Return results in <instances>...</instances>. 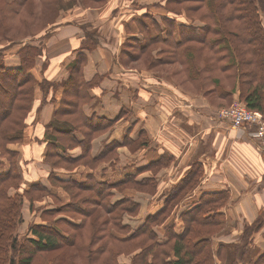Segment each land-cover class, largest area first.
Here are the masks:
<instances>
[{"label": "trees", "instance_id": "trees-1", "mask_svg": "<svg viewBox=\"0 0 264 264\" xmlns=\"http://www.w3.org/2000/svg\"><path fill=\"white\" fill-rule=\"evenodd\" d=\"M190 3L193 5H188ZM66 5L64 0H0V159L10 162L9 171L0 174V264H120L118 259L122 255L133 256L131 264H217L216 257L225 260L224 245L215 252L214 238L225 230L227 221L223 211L230 200L228 189L202 194L197 206L181 214L183 224L176 227L173 223L164 228L162 238L157 231L199 185L205 174L201 162L194 161L184 178L161 194L162 208L147 215L135 229L125 226L123 219L126 215H138L140 204L132 196H124L113 203V191L135 190L154 195L157 192L155 178L138 182L134 175H129L117 184H108L95 177L86 182L65 181L53 172L61 161L73 169L84 164L96 169L105 161L114 166L119 161L117 149L121 144L115 142L107 145L99 156L91 155L92 140L108 131L115 121L90 118L79 110L92 82L83 78L85 58L82 54L75 60L64 85L65 93L75 96L73 99L63 96L60 110L45 125V141L46 162L52 168L50 182L58 181L65 191L86 192L87 196L71 194L68 202L43 214L47 224L31 225L27 235L22 238L17 235L23 220L24 197L32 199L33 192H49L40 182L24 190L23 164L19 162L18 151L10 146L24 141L35 89L40 87L48 91L57 87L52 82L37 80L32 74L43 50L33 43L22 45L20 33L46 31L55 25L59 11ZM184 6L189 17L194 11L193 20H197V24L179 15V9ZM165 7V16H161L160 21L156 17V20L151 19V24L158 27L159 22H165L166 32L159 30L154 36L146 32L144 42L135 37L127 38L122 45V56H129L133 63L147 62L146 58H150L147 65L151 67L176 63L181 67L184 81L196 84L197 93H203L211 104L212 100L207 97L211 94L225 105L238 97L264 120V0H166ZM47 9L53 10V15L46 16ZM148 15L147 12L136 21L137 27H145L141 21ZM34 29L37 30L34 32ZM85 36L84 47L96 49L99 31L86 30ZM6 40L10 47H17L21 60L18 69L5 66ZM155 47H160L159 51L149 56ZM153 53L161 56L155 57ZM68 107L78 114H70ZM75 133L84 138L78 141ZM79 146L82 154L74 159L69 151ZM157 163L154 172L164 165V156ZM57 176L59 180H55ZM12 188L22 189V194L10 196ZM54 214L57 219L52 218L48 223L46 217ZM263 227L264 207L253 224L244 227L240 243L235 244L233 264L237 258L238 262H245L252 235ZM61 249L65 254L49 256ZM171 254L174 258H169ZM252 264H264V251Z\"/></svg>", "mask_w": 264, "mask_h": 264}, {"label": "crops", "instance_id": "crops-1", "mask_svg": "<svg viewBox=\"0 0 264 264\" xmlns=\"http://www.w3.org/2000/svg\"><path fill=\"white\" fill-rule=\"evenodd\" d=\"M156 1L143 4L147 7ZM110 4L111 0H106L100 8V15L97 14L96 26L104 34L99 32L96 49L84 47L85 32L90 30L89 26L84 31V24L92 22L93 18L81 15L84 8L80 7L78 13L59 15L55 25L36 38L39 43L35 45L43 48V55L37 59L32 74L37 80L52 82L57 87L48 91L40 87L35 89L31 111L26 119L24 141L10 147L18 151L19 162L23 164L24 190H29L33 184L40 182L48 189L49 197L34 203L24 197L21 211L23 220L18 227L19 229L21 226L23 233L19 231V236L27 235L31 225L47 224L43 220V214L57 209L54 200L63 203L69 201V195L60 187L59 182L55 181V186L49 180L52 168L46 162L45 125L60 110L63 96L74 98L75 95L71 94L69 97L65 93L64 85L68 82L75 60L82 54L85 58L83 78L86 82L92 81V84L87 88L88 97L81 100L83 103L79 110L90 118L115 121L108 131L92 140L91 155L99 156L107 145L115 142L121 144L117 149L119 161L114 166L105 161L96 169L84 164L71 172L65 170L63 173L57 169L53 172L58 173L60 179L65 181L76 179L86 182L90 177H95L97 181L108 184H117L129 175H134L138 182L155 178L157 192L154 195L135 190L113 191V203L121 201L124 196H132L140 204L138 215H126L123 219L125 226L135 229L147 215L162 208L163 201L159 199L161 194L177 185L194 161L201 162L205 174L199 185L180 202L173 216L164 226L158 227L157 231L162 238L164 228L173 223L176 227L183 224L181 214L188 208L197 206L202 194L228 189L230 200L223 211L227 223L225 230L214 238V250L216 252L220 245H224L225 260L220 261L215 255L216 262L233 264L235 244L240 243L244 227L253 224L264 207V152L257 148L251 127L232 128L221 120L213 119L211 114L208 118V113L205 112L219 107L213 106L207 98L184 94L182 98L180 89H175L174 93L155 91L154 88H158L155 84L157 79L152 76L148 79L141 72H137L139 77L136 74L141 82L130 74L123 75L122 72L126 69L117 63L116 58L125 40L138 36L136 21L147 12L145 9H137L136 0L126 1L127 8L123 12L115 10L117 4L112 9L109 8ZM116 21H121V30L116 27ZM6 48L10 49L4 58L6 68H20L17 47L7 45ZM158 84L163 91L168 88L159 82ZM187 102L194 105L191 106L193 109L185 105ZM68 112L78 114L74 112V108ZM74 136L78 141L84 138L80 133H75ZM69 154L76 159L81 156L82 150L79 146L70 150ZM163 156L164 165L154 172L158 167L157 162ZM9 169L10 162L5 158L0 159V174ZM58 176L55 180H59ZM22 191L12 188L9 195L22 194ZM251 239L245 262H238L239 258L236 256L238 260L235 264H252L264 251V227L252 235ZM126 257L131 264L133 256ZM120 258V264H124Z\"/></svg>", "mask_w": 264, "mask_h": 264}, {"label": "rangeland", "instance_id": "rangeland-1", "mask_svg": "<svg viewBox=\"0 0 264 264\" xmlns=\"http://www.w3.org/2000/svg\"><path fill=\"white\" fill-rule=\"evenodd\" d=\"M64 1H66L67 5L63 8V10H60L59 11V15H61L62 13H64L65 16L67 14H69V13L75 14V13H78L79 7L81 9L84 8L82 10V13L80 12V14L81 15L82 14L86 15V17H88L90 19L93 18L92 22H86L84 24V31L89 26H90V30L91 29H95L97 32L99 31V29L97 28V26H98L97 23L98 22H97V19L96 18H97V14L100 15L99 14V12H101L100 8L102 6H104L106 0H103L102 2H101V0L100 1H93V0H64ZM126 1L128 2L129 0H111V4H110V7L109 8L112 9L113 6H116V4H117L119 8L118 7H114V8H116L115 10L120 11V12H123L127 8V6L125 5ZM136 1H137V4H138L137 9L138 10L145 9L146 12L150 13V15H148V17H145L141 21L142 24L145 26L144 28H142V27L140 28V26L138 25V29L139 30H141V29H145V30L139 31L138 32V36L135 37V38H137L139 40H142V42H144L145 41V34H146V32H148L150 34V36H154L159 30L166 32L167 25H166L165 22L164 23L163 22L162 23H160V22L158 23L161 27L160 26L157 27L156 25L151 24V21H152L151 19H153V18L155 19V17H156L158 19V21H160L161 20V16H165V14L167 13L166 7H165L166 0H157L156 2H153L151 5H149L147 7L145 6L146 4H143V3L151 2L152 0H136ZM188 5H193V3H190ZM158 6H162V7H165V8L158 7ZM171 9L174 12H176V9L175 8L172 7ZM115 10H114L113 13H115ZM179 10H180V13H181L179 15H182V16L186 17L189 23L194 22V24H197V20H193L196 17L194 11H191L190 12V17H191V19H190L189 15L188 14H185V12H184L185 6L183 8H180ZM136 11L137 10H135V12ZM52 12H53V10L47 9V11H45L46 16L53 15ZM173 14L174 13H171V15H173ZM263 23H264V16H263ZM116 25H117L116 27L119 30L122 29V27H121V21H116ZM36 30L34 29V32ZM29 32H31V31H28V33ZM99 32H101V35L104 34L103 30H100ZM26 33H27L26 31L20 33L21 38H23V39H21L22 45H26L28 43H33V44H38L39 43V42L36 41V38H39L38 35L41 34L40 32H36L34 34H32V33L26 34ZM22 35H24V36H22ZM6 43L8 45L9 41L6 40ZM9 46L10 45H8V47ZM37 46H39V45H37ZM13 47H16V46H13ZM122 48L123 47H121L120 53L118 55L119 57L117 56V58H116L117 60L116 61H117V63L119 65H121L124 69H126V71H123L122 72L123 75H124V73H126V74H130L131 77H135L136 78L137 77L136 74H138L137 72H141L140 74L143 73L145 76H147L148 79H149V77L151 78V76H152L153 78H155V79L158 80V81L155 80V84L158 85V88H156V89L154 88L155 91L158 90V91L166 92V93H174L175 92V89H180L182 91L181 97L183 96V94L184 95H188V96L191 95V97L194 96V95H199V96L205 97L204 95H202L203 93H197V86H196V84H192V83H189L188 84L186 81H184L185 80V77L182 74L180 65H178L176 63H170V64H167L165 66L151 67V66L147 65V64H149L148 61H150V58H148V59L146 58L147 62H145V61H136V62L133 63V61L131 60V58H129V56H127V57H123L122 56ZM159 48L160 47L153 48L151 50V54L149 56H152V52L156 53L157 51H159ZM41 50H43V48ZM9 51H10V49H8L7 51H5L4 54H7ZM135 51H137V50L135 49ZM154 56L157 57V56H161V55L154 54ZM140 74H138V77H139ZM131 77H129V78H131ZM137 79L139 80V78H136V80ZM142 79L145 80V78H142ZM136 80H132V81H136ZM149 82H150V80H149ZM158 82L160 84H162L163 86H166L168 88H165L164 87L166 90L163 91V89L159 86ZM91 84H92V82H91ZM10 86H12V85H10ZM5 95H8L7 91H5ZM207 97L212 100V102H213L212 105L214 104V105L220 107V108H216L215 110L212 109V111H206L205 113H208V115H207L208 118H210V114H211V116H212L213 119L221 120V121H223V122H225L226 124H229V125H230V123L228 121L219 119L218 116H217L218 115L217 113H220L222 111H228V110H230L232 107H234L237 104H239L240 106H242L245 110H247L249 112L251 111V110H249L246 107V105L240 99H238V97L234 98V100L230 104H229V102H227L226 105L223 104V103H221V102H218L217 97L215 95H212L211 94L210 96H207ZM177 100L180 101L181 99L177 98ZM175 102H176V99H175ZM185 105L187 107H191V106L194 107V105L190 104L189 102H187V104H185ZM189 109H193V108L191 107ZM252 113H253V111H252ZM261 117H262V115H261ZM250 127L252 128V130L255 129L254 128V125H250ZM55 161H56V159H55ZM56 169L59 170L60 172H63L65 170H67L68 172H71V171L75 170V169H73L71 167L70 164H69V167H67L66 166V163L65 162H62V161L60 163H58ZM70 169H73V170H70ZM54 185L57 186V183H55ZM60 187H62V186H60ZM66 193L69 195V198L71 197V194H76V193L78 194V197H83L84 198L85 196H87V193L86 192H77L76 190H71L70 192L69 191H66ZM48 195L49 194L48 193H45V192H33L32 195H31V198L32 199H29V198L28 199H29V201L31 203H34V201H36V200L39 201L41 199H44L46 197H49ZM83 198L82 199H79V200L76 199V201L80 202L81 200H83ZM62 203L63 202H61V201L54 200V206L55 207H59ZM22 208H23V206H22ZM57 217H58L57 214H54V215L49 216V217H46V218H48V223H49V222H52L53 221L52 218H56L57 219ZM71 218H74L76 220L80 219L78 217L77 218L76 217H71ZM20 229H21V226L18 229V232L20 231L21 234H22L23 231L20 230ZM20 232L17 233V235H19ZM22 237H24V236H21V237L19 236V238H22ZM117 249H119V246L118 245H117ZM64 252L65 251L63 249H61L59 252L49 254V256H58V255H61V253L62 254H65ZM169 258H174L173 254H171ZM120 260L124 264H129V259L126 256H122L120 258Z\"/></svg>", "mask_w": 264, "mask_h": 264}, {"label": "built area", "instance_id": "built-area-1", "mask_svg": "<svg viewBox=\"0 0 264 264\" xmlns=\"http://www.w3.org/2000/svg\"><path fill=\"white\" fill-rule=\"evenodd\" d=\"M218 118L226 120L232 128L248 129L249 125L256 127L252 136L257 142V148L264 152V121L261 115L257 112L247 111L239 104L235 105L228 111L217 113Z\"/></svg>", "mask_w": 264, "mask_h": 264}]
</instances>
